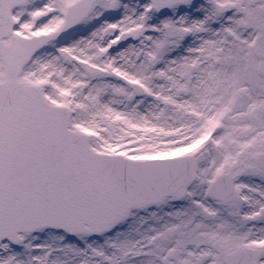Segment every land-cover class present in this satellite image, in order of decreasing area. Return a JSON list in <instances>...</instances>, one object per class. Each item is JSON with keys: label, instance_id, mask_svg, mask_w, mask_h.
Returning a JSON list of instances; mask_svg holds the SVG:
<instances>
[{"label": "snow or ice", "instance_id": "6c2138e0", "mask_svg": "<svg viewBox=\"0 0 264 264\" xmlns=\"http://www.w3.org/2000/svg\"><path fill=\"white\" fill-rule=\"evenodd\" d=\"M0 264H264V0H0Z\"/></svg>", "mask_w": 264, "mask_h": 264}]
</instances>
